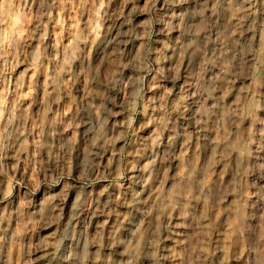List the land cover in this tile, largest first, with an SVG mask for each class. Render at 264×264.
I'll use <instances>...</instances> for the list:
<instances>
[{"label": "clouds", "instance_id": "1", "mask_svg": "<svg viewBox=\"0 0 264 264\" xmlns=\"http://www.w3.org/2000/svg\"><path fill=\"white\" fill-rule=\"evenodd\" d=\"M0 264H264V0H0Z\"/></svg>", "mask_w": 264, "mask_h": 264}]
</instances>
